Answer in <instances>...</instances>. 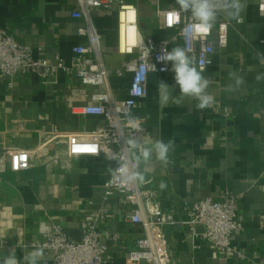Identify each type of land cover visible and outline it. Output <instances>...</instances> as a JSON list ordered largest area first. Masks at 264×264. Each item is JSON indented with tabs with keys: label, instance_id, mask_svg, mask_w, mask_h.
Instances as JSON below:
<instances>
[{
	"label": "crops",
	"instance_id": "obj_1",
	"mask_svg": "<svg viewBox=\"0 0 264 264\" xmlns=\"http://www.w3.org/2000/svg\"><path fill=\"white\" fill-rule=\"evenodd\" d=\"M126 1L137 9L145 35L155 40L177 36L176 30L163 27L160 15L162 9L179 7L176 0ZM257 5L258 0L246 1L242 21L233 19L229 25L228 45L218 49L213 65L202 71L215 98L211 108L197 109V102L182 98L178 89L161 105L158 85L161 80L173 84V73L151 72L147 95L131 114L147 128L145 147L152 148L158 140L174 142L166 162L158 160L155 151L149 160L142 159L140 182L159 191L161 208L178 221L165 231L177 264H264V60L257 57L258 51L264 53V17ZM75 6L76 0H0V26L29 46L35 58L54 64L61 59L74 70L82 59L72 48L86 43L78 33L86 22L72 16ZM92 17L102 35L107 66H120L129 56L118 49L117 10L96 9ZM177 37L172 48L183 46V38ZM131 79V73L112 76L113 92L126 97ZM89 91L74 72L63 69L54 79L40 67L17 74L12 87L0 81V152L35 148L51 132L90 131L105 124L103 117L76 112L91 103ZM33 161V167L19 172L0 167V264L10 251L24 264L26 252L41 248L45 237L40 223L61 224L78 241L86 215L98 211L105 216L98 229L107 246L106 264H132L126 253L136 248L143 229L125 220L131 206L120 195L104 200L114 164L91 155L74 158L67 170L43 158ZM223 191L239 200L243 230L233 234L232 243L245 258L218 255L201 240L194 248L189 230L180 223L187 202L219 198ZM40 264H50L45 250Z\"/></svg>",
	"mask_w": 264,
	"mask_h": 264
},
{
	"label": "built area",
	"instance_id": "obj_2",
	"mask_svg": "<svg viewBox=\"0 0 264 264\" xmlns=\"http://www.w3.org/2000/svg\"><path fill=\"white\" fill-rule=\"evenodd\" d=\"M96 9L117 10L118 49L129 56L118 67L110 68L106 64L102 35L92 17V12ZM257 10L264 17V0H258ZM130 11L136 12L134 44L129 42ZM173 12H179V16L170 15ZM160 15L163 27L176 30L177 36L183 38L182 48L187 50L198 70L205 71L211 67L217 50L228 45V28L233 19L223 12L218 14L213 28L203 33L196 28L191 14L180 11L179 7L162 9ZM72 16L86 22L78 30L79 35L86 38V43L72 48L73 53L82 59V65L73 70L61 59L54 64L35 58L29 46L20 42L10 30L0 26V81L12 87L17 74H27L40 67H44L46 76L53 79L59 69L69 74L74 72L80 83L90 88L87 96L91 101L76 112L103 117L105 124L90 131L51 132L43 138L40 145L32 149H3L0 152V167L19 172L33 167L34 158H43L47 164L67 170L69 162L74 158L104 156L114 164L113 172L104 185V200L115 194L120 195L121 201L131 206L125 220L138 224L143 229L142 235L136 240V248L126 253L127 261L132 264H177L165 231L167 226L175 225L178 221L161 208L157 189L144 187L140 180L125 186L121 173L124 166H127L130 173H141V146L145 147L148 134L141 122L139 128L129 127L125 114L131 115L147 95L151 72H171L161 71L165 65L156 61L162 49H173L171 44L177 43L178 37L175 36L172 40H155L145 35L138 26L137 9L126 0H76ZM167 67L171 69L170 62ZM124 73H131L132 79L127 96L122 98L113 92L110 78L114 75L123 76ZM138 88L145 90L144 96L136 94ZM133 140L138 142L136 146L130 143ZM239 208L237 195L223 191L219 198L207 197L187 202L184 206L186 218L180 223L189 230L194 248L198 247L197 242L201 240L218 255L227 257L229 254H236L239 258H245V254L232 243L233 234L243 230L244 218ZM104 217L102 211L87 214L83 235L78 241L72 239L61 224L42 222L39 229L45 239L38 246L45 250L50 264H106L107 246L102 243V233L98 229V224ZM200 227L203 229H199ZM114 237L119 236L114 234Z\"/></svg>",
	"mask_w": 264,
	"mask_h": 264
},
{
	"label": "clouds",
	"instance_id": "obj_3",
	"mask_svg": "<svg viewBox=\"0 0 264 264\" xmlns=\"http://www.w3.org/2000/svg\"><path fill=\"white\" fill-rule=\"evenodd\" d=\"M179 5V10L184 13H190L191 17L196 22V28L199 32H208L213 28L214 23L219 13L223 12L227 14L231 19L242 21V13L246 9V0H176ZM170 15L179 16V12L170 13ZM257 57L264 60V53L257 52ZM157 63L165 65L161 71H171L173 73V84H169L164 80H161L158 85L159 103L161 105L167 103L174 91L180 94V96L188 97L195 100L196 108L204 110L211 108L215 102V98L210 94L207 89L209 87V81L202 74L201 70L193 65V62L188 55L185 48L174 47L171 51L162 49L161 55L157 57ZM171 63V69H168V63ZM155 68V65H153ZM231 75V74H230ZM259 79V77H258ZM136 94L140 96L145 95V90L138 88ZM127 125L132 128L140 127V120L136 116H132L128 113ZM132 146L137 145V141L130 142ZM174 148V142L168 140H158L155 142L152 148L141 146V156L143 160L147 161L151 158L152 152L155 151L156 158L160 161H167L168 153L170 149ZM123 185L142 180L143 176L139 173H130L127 166H124V171L121 173ZM161 187H164L162 184ZM44 255L43 248H37L32 251L26 252L23 256L24 264H40V261ZM3 264H20L14 252H9L3 259Z\"/></svg>",
	"mask_w": 264,
	"mask_h": 264
},
{
	"label": "bare ground",
	"instance_id": "obj_4",
	"mask_svg": "<svg viewBox=\"0 0 264 264\" xmlns=\"http://www.w3.org/2000/svg\"><path fill=\"white\" fill-rule=\"evenodd\" d=\"M128 19H129V22L131 23L129 28H128V33H129V42L131 44H134L135 43V37H136V33H135V26H134V23L136 21V12L135 11H130L128 13Z\"/></svg>",
	"mask_w": 264,
	"mask_h": 264
},
{
	"label": "snow or ice",
	"instance_id": "obj_5",
	"mask_svg": "<svg viewBox=\"0 0 264 264\" xmlns=\"http://www.w3.org/2000/svg\"><path fill=\"white\" fill-rule=\"evenodd\" d=\"M172 18H171V16H169V20H171Z\"/></svg>",
	"mask_w": 264,
	"mask_h": 264
},
{
	"label": "water",
	"instance_id": "obj_6",
	"mask_svg": "<svg viewBox=\"0 0 264 264\" xmlns=\"http://www.w3.org/2000/svg\"><path fill=\"white\" fill-rule=\"evenodd\" d=\"M141 175H142V174H141ZM167 234H168V233H167ZM167 234H166V235H167Z\"/></svg>",
	"mask_w": 264,
	"mask_h": 264
}]
</instances>
